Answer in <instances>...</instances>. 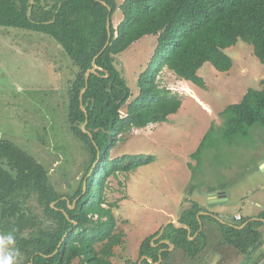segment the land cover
I'll return each instance as SVG.
<instances>
[{
  "label": "trees",
  "instance_id": "1",
  "mask_svg": "<svg viewBox=\"0 0 264 264\" xmlns=\"http://www.w3.org/2000/svg\"><path fill=\"white\" fill-rule=\"evenodd\" d=\"M100 2L111 9V39L95 61L96 74L85 81V73L92 69V60L107 40L108 10ZM116 7L115 0H0V27L53 39L76 67L68 82V122L89 154V165L76 189L58 193L36 160L0 140V234L14 236L24 264H112L114 248L123 244L124 235L113 217L118 203L106 200V181L155 159L151 155H122L111 160L109 154L124 133L164 123L180 109V97L158 85L162 68L204 89L198 71L209 63L216 71L228 73L233 61L226 50L238 41L250 45L253 56L264 64V0H123L119 6L122 19L114 28L111 17ZM150 35L156 37L157 44L138 76L139 92L130 100V90L115 65V57ZM261 84L259 89L249 88L238 103L219 113L222 126L218 132L225 144L231 145L236 136L246 135L253 126L264 127V81ZM84 123L92 139L79 128ZM214 133L210 126L192 158L197 159L201 151L212 146ZM97 150L99 159L93 167ZM201 210L194 202L178 217V224L191 229L190 237L200 229L197 214ZM250 219L244 217L235 226L241 227ZM259 219L264 221V215ZM200 221L202 230L195 240L188 241L185 229L170 224L159 240L151 243L159 230L145 238L136 261L127 259L124 264H137L141 257L152 261L143 260L141 264H156L159 250L169 246L152 245L164 239L168 231L173 232V251L180 249L189 264H208L213 255L226 249L243 255L241 264H245L264 243L262 221H250L242 229L210 216H201ZM59 243V250L49 257ZM194 244L195 251H187ZM171 254L163 251L159 264H170ZM263 257L258 256L256 263Z\"/></svg>",
  "mask_w": 264,
  "mask_h": 264
},
{
  "label": "rangeland",
  "instance_id": "2",
  "mask_svg": "<svg viewBox=\"0 0 264 264\" xmlns=\"http://www.w3.org/2000/svg\"><path fill=\"white\" fill-rule=\"evenodd\" d=\"M122 2L115 0L117 7L111 17L114 28L122 19ZM156 44L155 36H144L115 57V65L130 90V100L139 92L138 76L147 67ZM226 54L233 61L228 73L216 71L209 63L198 71L204 89L162 68L158 85L180 97V109L164 123L124 133L110 151L111 160L122 155H151L155 159L106 181V200L118 203L113 217L124 235L123 244L116 250L117 264L135 256L138 244L151 233L150 220H161V212H174L179 217L207 192H226L228 204L218 207L229 215L220 218L226 223H233L232 216L237 212L246 218L257 213L251 203L258 197L264 207V189L260 188L264 187V174L257 168L258 161L264 159V127L253 126L246 135L236 136L231 145L225 144L218 132L222 126L219 113L238 103L249 88L262 87L264 64L242 41L228 48ZM76 71L53 39L0 27V140L36 160L58 193L75 190L89 165V154L68 122V82ZM210 126L215 129L210 138L212 146L201 151L197 159L192 158ZM12 249L17 250L16 245ZM186 249L195 251L193 246ZM173 250L169 251L170 264H189L180 249ZM261 254L262 247H257L252 257L257 259ZM239 257L236 251L226 249L213 255L208 264L221 258L216 264H237ZM14 264H24L21 253Z\"/></svg>",
  "mask_w": 264,
  "mask_h": 264
},
{
  "label": "crops",
  "instance_id": "3",
  "mask_svg": "<svg viewBox=\"0 0 264 264\" xmlns=\"http://www.w3.org/2000/svg\"><path fill=\"white\" fill-rule=\"evenodd\" d=\"M261 162H264V159H261V160H259L258 161V163H257V168L259 169V167H260V165H261ZM260 170V169H259ZM261 172V171H260ZM261 189H264V187H260ZM219 196V197H222V199L223 198H226V200H228L227 198V194H226V192L224 191V190H217V191H213V192H207L204 196H202L201 198H197V201H195V203H197L199 206H200V208H202V210L200 211V212H198V214H197V218H198V216H199V220H200V217L201 216H208V215H206L205 213H210V214H213V215H215V216H218L219 218H221L222 219V216H229L227 213H225L224 211H223V209H218V205H216L215 206V208H208L207 207V205H206V203H207V200H208V197L209 196ZM228 204V203H227ZM224 205V204H223ZM251 205L252 206H254L255 208H257L256 210H258V212L257 213H255L253 216H250V217H248V218H251V219H255V218H257V219H259L260 218V216H263L264 215V207H263V203H262V199H261V197H258L254 202H252L251 203ZM222 206V205H221ZM236 214H238V215H240V213L239 212H237V213H235L234 215H236ZM233 215V216H234ZM242 218H244V216L243 215H240ZM177 216L175 215V213L174 212H169V213H166V212H161V220H159V221H157V220H155L154 222H152V220H150L149 221V226H148V231L149 232H151L148 236H151L152 234H154L155 232H157L158 230H159V232H160V230L165 226V228H164V231H165V229H166V227L168 226V225H170V224H172V223H175V224H177V220H178V217H177V219H175ZM250 219V220H251ZM261 220V219H260ZM261 221H263V220H261ZM200 223H201V221H200ZM151 225V226H150ZM206 225L207 226H210V225H208V223H206ZM201 230H202V226H201V229H200V231H198V232H196L192 237H194L192 240H189L188 238H187V240L188 241H193V240H195L196 238H197V236H198V234L201 232ZM164 231H163V233H162V235L164 234ZM263 231V238H264V229L262 230ZM167 234H166V237H164V239H162V240H160V241H163V240H166V241H169L171 244H172V246L174 247V245H173V241H174V236H173V232L172 231H168V232H166ZM144 236L143 237V239L142 240H144L146 237H148V236ZM162 237V236H161ZM160 237V238H161ZM160 238H157V239H155L154 240V238L151 240V243H153V242H155V241H157V240H159ZM200 238L201 239H203V241H204V236L201 234L200 235ZM200 238H198V239H200ZM175 240H176V238H175ZM123 241H124V238H123ZM159 241V242H160ZM159 242H158V244H159ZM138 244V243H137ZM140 244V243H139ZM139 244H138V249H139ZM162 244H164V243H160L158 246H160V245H162ZM154 245V244H153ZM158 246H156V247H158ZM194 246H196L195 244L193 245V249H195L194 248ZM262 247V253H263V255H264V244L261 246ZM119 247H116V248H114V256H113V258L111 259V262H112V264H117V262H116V260H115V255L117 254V249H118ZM191 248V247H190ZM138 249H137V251H136V254H135V256L133 257V258H131V261H136V259H137V257H138ZM169 249H170V251H171V249H173V248H169L168 247V249H165L164 251H169ZM160 250H163V249H160ZM236 255V254H234V253H231L230 255ZM239 254V253H238ZM252 255V254H251ZM237 256H235V258H236ZM252 257V256H251ZM143 261V260H145V259H142V257L137 261V264H139V261ZM239 260L240 261H238V263L237 264H241L242 263V261H243V255H241L240 254V257H239ZM149 262V261H148ZM263 262V264H264V257L262 258V259H260L257 263H256V258L254 257H252L251 259H250V262L248 263V264H261ZM76 262H74V264H75ZM142 263V262H141ZM217 262H215L214 264H216ZM122 264V263H121Z\"/></svg>",
  "mask_w": 264,
  "mask_h": 264
},
{
  "label": "water",
  "instance_id": "4",
  "mask_svg": "<svg viewBox=\"0 0 264 264\" xmlns=\"http://www.w3.org/2000/svg\"><path fill=\"white\" fill-rule=\"evenodd\" d=\"M96 1H97V0H96ZM100 4L103 5L104 7H106L107 10H108V16H107V19H106L107 40H106V43H105L104 47L102 48V50H101V51L98 53V55H96V56L94 57V59L92 60V69H91V70H88V71L85 73V81H87V78H88V76H89L90 74H96V70H97V68H96V66H95V61H96V59H97V58L103 53V51H104L105 48L108 46L109 41H110V39H111V32H110V13H111V9L106 5L105 2H100ZM107 77H108V75H107L105 78H107ZM81 95H82V94H81ZM81 95H80V99H81ZM81 110H84L82 106H81ZM85 126H86V123L82 124L79 128L81 129L82 133L87 134V135L90 137V139H92V135H91L89 132L85 131ZM98 159H99V151L97 150V160H96L95 163L93 164V167H94V166L96 165V163L98 162ZM260 170H261L262 173L264 174V167H261V166H260ZM84 188H85V182L83 183V190H84ZM79 198H80V197H79ZM226 203H227L226 198H223V199H222V197H219V196H213V195H212V196H209V197H208V200H207V204H206V205H208V206H207L208 208H211V207H215L216 205L221 206V205L226 204ZM74 204H75V202L73 203V205H74ZM69 209H73V206H69ZM205 214L208 215V216H210V217H213L214 219H216V220L219 221L220 223L225 224V225L230 226V227H233V228H235V229H242V228H244V227L247 225V223L250 222V221H261L260 219L255 218V219H251V220H249L247 223H244L241 227H236V226H234V225H232V224H230V223H226V222L222 221L218 216H215V215L210 214V213H205ZM197 220H198V222H199L200 229H201V223H200V220H199V216H198ZM262 222H264V221H262ZM74 225H75V224H74ZM171 225H173V227L176 228V229H185L186 232H187V238H188L189 240H192V239L195 237V236H194V237H190L191 229H190L186 224H178V223L175 224V223H172ZM164 228H165V226L160 230L159 234H158L156 237H154V240L157 239V238H160V237L162 236V233H163V231H164ZM200 229H199V231H200ZM160 243H164V244L168 245L169 248H173L172 244H171L169 241L163 240V241H160L159 244H160ZM159 244H154V245H152V246H153V247H156V246H158ZM60 246H61V243L58 244V246H57L56 250L54 251V253H53L52 255H50L49 257L55 255L56 252L59 250ZM164 250H165V249H163V250H159V261H158L156 264H159V263L161 262V253H162ZM169 251H170V249H169ZM142 259H145V260L149 261L150 263H152V261H151L149 258H147V257H142ZM141 262H142V261L140 260V261H139V264H141Z\"/></svg>",
  "mask_w": 264,
  "mask_h": 264
},
{
  "label": "clouds",
  "instance_id": "5",
  "mask_svg": "<svg viewBox=\"0 0 264 264\" xmlns=\"http://www.w3.org/2000/svg\"><path fill=\"white\" fill-rule=\"evenodd\" d=\"M261 167H264V162H261ZM230 223L232 225H237L238 223L234 221ZM15 244V238L11 233L0 235V264H14L15 257L19 255L18 250H13L12 246Z\"/></svg>",
  "mask_w": 264,
  "mask_h": 264
},
{
  "label": "built area",
  "instance_id": "6",
  "mask_svg": "<svg viewBox=\"0 0 264 264\" xmlns=\"http://www.w3.org/2000/svg\"><path fill=\"white\" fill-rule=\"evenodd\" d=\"M242 220V217L238 214L234 215V221L239 223Z\"/></svg>",
  "mask_w": 264,
  "mask_h": 264
}]
</instances>
